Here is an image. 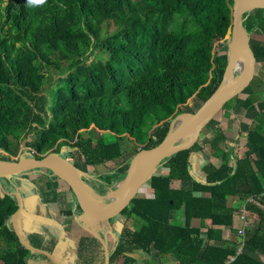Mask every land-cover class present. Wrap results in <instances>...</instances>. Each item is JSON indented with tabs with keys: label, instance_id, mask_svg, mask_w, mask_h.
<instances>
[{
	"label": "trees",
	"instance_id": "1",
	"mask_svg": "<svg viewBox=\"0 0 264 264\" xmlns=\"http://www.w3.org/2000/svg\"><path fill=\"white\" fill-rule=\"evenodd\" d=\"M232 7L233 0H0V160L55 151L82 170L92 196H106L126 171L95 175L81 165L127 166L139 148L163 140L190 100L203 103L217 90L228 55L216 46L230 37ZM262 11L243 15L250 38L264 34ZM250 44L263 61L264 40ZM94 45L101 55L88 62ZM255 99L249 94L241 106L250 111ZM237 103L222 108L226 116ZM253 120L241 155L216 130L210 145L223 162L206 163L204 179L193 173L192 154L203 149L198 142L163 159L147 182L153 195L133 198L121 212L141 224L124 230L108 264H155L153 252L176 264H264L253 255L264 251V110ZM160 167L168 173L159 174ZM30 170L0 179V264H35L41 256L42 264H55L30 252L8 225L18 208L16 179ZM229 197L245 202L243 239L233 226L241 207L228 206ZM194 218L200 226L191 224ZM220 226L231 228L241 251L227 246ZM25 241L52 254L38 233ZM100 246L99 237L84 238L81 264H104L107 247Z\"/></svg>",
	"mask_w": 264,
	"mask_h": 264
},
{
	"label": "crops",
	"instance_id": "2",
	"mask_svg": "<svg viewBox=\"0 0 264 264\" xmlns=\"http://www.w3.org/2000/svg\"><path fill=\"white\" fill-rule=\"evenodd\" d=\"M253 34L254 36H252V38L254 37V42L257 43L258 41L264 40V34L260 33V31H256ZM259 63L261 66L258 70L256 66V74L252 83L250 84L249 88L238 97V103L236 107L229 111L230 115L226 117L224 110H220L224 112L223 115L225 116L223 118L231 119V121L233 119L236 123L237 129L239 128V131L244 132L245 136L247 132L254 126V115L258 111L264 110V60L257 61V64ZM257 71H259L261 75ZM249 94H254L256 96L254 108L250 111L241 106V103ZM244 126H246L245 131L241 130L244 128ZM224 132L225 130H222V133L225 135V141L233 148V154H236V152H238L240 155L245 153V138L240 142L239 145H237L239 150L236 151L233 145L226 139L227 134ZM221 145L223 144L221 143L220 146ZM206 153L207 149L206 147H203L201 153L192 154L193 173L201 179H204V172L202 168L206 163L213 162L216 166H220L223 162V155L221 153L216 154L213 147H211L208 154L211 153V157L215 159L212 160L211 158H203ZM97 167L98 166L95 168ZM51 170L52 169H49V167H41L36 169L32 168V170L20 175L16 179L19 192L21 193L23 199V208L17 215L16 225L18 231L24 238L35 233L44 236L45 241L48 247L52 249V254L56 260L69 261L70 257H74L73 264H81V247L84 238L99 237L102 241V246H100V249L107 247V250L110 251L124 230L132 228L124 224L125 221L129 219H135L139 224H141L137 218H126L125 216L119 214L116 216L117 218L115 217L116 220L113 218L108 222L102 223L101 225H88L76 211L73 192L69 184L62 177L54 173L53 170L51 172ZM125 171L126 170L123 169L122 172ZM157 172L159 174H167L168 170L164 167H160L157 169ZM91 173L98 175L104 174L106 172L98 171L96 173ZM84 183L88 190L89 184L86 182ZM152 195L153 193L149 185H145L138 193V197H151ZM94 197L97 199L101 198L105 201L107 200L108 203L111 200L108 195H97ZM227 204L228 206L236 209L243 205L240 200H237L234 197H229ZM249 221L253 222L252 220ZM121 222H123V225L120 224L121 227L119 228L117 223ZM191 224L193 226H200L201 222L199 219L194 218L192 219ZM8 225L13 226L12 219L8 222ZM205 225L210 226V221L206 220ZM242 225L243 223H241L239 214H237L234 218L233 226L236 230H238L240 227H242ZM220 227L224 231V238L228 242L227 246L238 249L239 251L240 246L234 245L232 243L235 235L231 228L227 226ZM203 234H205V228H203ZM137 253L139 255H144L143 251H137ZM253 255L264 261V251L259 250L254 252ZM151 259L155 264L177 263V259L175 257L171 255L157 257L155 252L152 253ZM42 262L43 256H41L39 260H36L35 264H42ZM95 262L96 263L94 264H97L98 261L95 260Z\"/></svg>",
	"mask_w": 264,
	"mask_h": 264
},
{
	"label": "water",
	"instance_id": "3",
	"mask_svg": "<svg viewBox=\"0 0 264 264\" xmlns=\"http://www.w3.org/2000/svg\"><path fill=\"white\" fill-rule=\"evenodd\" d=\"M257 8L264 10V0H233L232 27L228 50L236 51L241 54L245 62L244 74L239 75L232 85L222 89V78L231 69L230 56L229 52H227L228 63L223 75L219 79L217 90L194 112H183L178 114L171 121L167 134L159 144L152 148H139L135 152L127 164L124 179L117 184L116 190L111 191L116 192L120 188L118 195L115 198H112L106 205L102 206L98 204L95 197L88 192L82 179V170L74 165L69 159L55 151L48 153L42 158L23 155L13 161L0 160L2 164L0 165V179L8 178L21 171L36 167H49L54 173L62 177L69 184L73 192L76 211L83 220L98 225L115 218L121 214L123 209H125L133 198L138 197L139 191L147 184L152 174L155 173V169L163 159L174 152L189 148L195 142L199 130L225 105L238 98L249 88L256 74L257 60L251 48L250 36L243 25V15ZM196 128H198L197 136L194 139H189L187 142H184L188 133ZM143 153L147 155V159L142 174L139 177H135L136 163L138 157ZM52 164L61 167L66 175L63 176L58 174ZM111 192L107 195L109 196ZM15 194L18 201V208L12 215L13 228L21 241L29 248L30 252L41 251L53 257L55 264H68L69 261L73 262L74 257H70L69 261L56 260L52 254L33 247L25 241V238L22 237L16 225L17 215L23 208V199L19 191H16ZM89 198L93 199L97 204H92ZM108 263L109 252L106 249L104 264Z\"/></svg>",
	"mask_w": 264,
	"mask_h": 264
},
{
	"label": "rangeland",
	"instance_id": "4",
	"mask_svg": "<svg viewBox=\"0 0 264 264\" xmlns=\"http://www.w3.org/2000/svg\"><path fill=\"white\" fill-rule=\"evenodd\" d=\"M263 10V9H262ZM263 13V16H264V10L262 11ZM115 26L112 25L109 29V31H115ZM252 36H254V34L251 35V42H254V37L252 38ZM228 47H229V39L228 41H220L217 46H216V49L219 50L221 53L222 52H229L228 50ZM101 55V51H100V46L99 45H94L93 49L90 50V52L88 53V62L92 61V60H97ZM99 56V57H98ZM257 66V70L260 68V63L256 65ZM259 72V71H257ZM47 73L49 75H51L53 78H55L57 76V73L54 72V71H47ZM260 74V72H259ZM261 75V74H260ZM239 76L238 72L234 75V80H236V78ZM241 96V95H240ZM201 100L198 99V98H194L192 100H190L187 105L183 106V111L185 113H192L194 112L200 105H201ZM224 112L223 111H219L218 113H216L200 130H199V133H198V136L195 140V142H198L199 144L203 145V147H206L207 149V153L204 155L203 158H206V159H215L213 157H211V153L208 154L209 150L211 149V145L209 144L210 143V140L213 138V136L215 135L216 133V130L219 129V130H225L226 132V139L233 145V147L236 149V151H238V146L240 144V142L242 140H244V132L242 131H239V128L237 129L236 127V123L235 121L232 119H227V118H223L225 115H223ZM227 117V116H226ZM245 128L246 126H244L243 131H245ZM100 130V132H104L105 129L103 128H98ZM238 130V131H237ZM224 132V133H225ZM238 133V134H237ZM107 138L109 139H112V135L111 134H106ZM33 139V136H32V133H30L27 138H25L24 140H22L20 142V148L21 149H26L27 148V145H26V142L27 141H30ZM188 139H184V142H187ZM0 152H1V149H0ZM2 155V154H1ZM25 155V154H24ZM82 163H80L81 165ZM83 168H85L87 171H89L90 173L91 172H98V171H105V172H109V169L111 168H114V167H118V170L120 172L123 171V169L126 170L127 166L126 164H122L120 166L119 162H108L104 165H101V166H98L97 168L95 167H91V166H83L81 165ZM48 168V167H46ZM50 169V168H49ZM121 181H119L118 183H120ZM117 183V184H118ZM148 184H146L147 186ZM149 190V189H148ZM98 202V204L104 206L103 204H106L105 200L101 199V198H95ZM107 201V200H106ZM117 218V217H116ZM116 218H114V220H116ZM113 220V221H114ZM241 220V223H243V220L240 218ZM253 222H252V226H255L256 223H257V217H253L251 219ZM88 225H90L91 223L84 220ZM125 221V220H124ZM118 224V227L120 228L122 224L123 225V222L121 223H117ZM127 226H130V227H137L139 225V223L135 220V219H129L127 221H125V223ZM92 225V224H91ZM101 225V224H100ZM93 226V225H92ZM93 230V229H92ZM94 230H98V229H94Z\"/></svg>",
	"mask_w": 264,
	"mask_h": 264
},
{
	"label": "bare ground",
	"instance_id": "5",
	"mask_svg": "<svg viewBox=\"0 0 264 264\" xmlns=\"http://www.w3.org/2000/svg\"><path fill=\"white\" fill-rule=\"evenodd\" d=\"M229 56H230V62H231V69H230V71L227 74L224 75V78L221 81L222 89L233 84L234 75L237 72H238L239 75H243L244 72H245V62H244V59L241 56V54L239 52L230 50L229 51ZM197 130H198V128L190 131L188 133L186 139H188V140L189 139H194L197 136L196 135L197 134ZM146 159H147V155L145 153L141 154L138 157V160H137V163H136L135 177H139L142 174ZM0 165H2L1 162H0ZM52 166H53V168L56 170V172L58 174H61L63 176L66 175L65 171L61 167H59V166H57L55 164H52ZM119 191H120V188L116 192H111L109 197L111 199L115 198L118 195ZM89 200H90V202L92 204H94V205L97 204V202H95L93 199L89 198Z\"/></svg>",
	"mask_w": 264,
	"mask_h": 264
},
{
	"label": "built area",
	"instance_id": "6",
	"mask_svg": "<svg viewBox=\"0 0 264 264\" xmlns=\"http://www.w3.org/2000/svg\"><path fill=\"white\" fill-rule=\"evenodd\" d=\"M239 217L243 220V225L242 227H240L238 229V234L242 237H244L245 235V228L248 226V221H247V211H246V208H245V202L243 203V205L241 206V208L239 209ZM242 250V245L240 246L239 248V251Z\"/></svg>",
	"mask_w": 264,
	"mask_h": 264
}]
</instances>
